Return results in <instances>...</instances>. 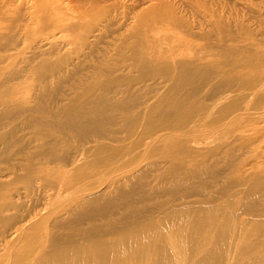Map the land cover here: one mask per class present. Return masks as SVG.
Segmentation results:
<instances>
[{
    "label": "rangeland",
    "instance_id": "374dc122",
    "mask_svg": "<svg viewBox=\"0 0 264 264\" xmlns=\"http://www.w3.org/2000/svg\"><path fill=\"white\" fill-rule=\"evenodd\" d=\"M94 105L117 131L87 143ZM196 214L264 224V0H0V264Z\"/></svg>",
    "mask_w": 264,
    "mask_h": 264
},
{
    "label": "bare ground",
    "instance_id": "6f19581e",
    "mask_svg": "<svg viewBox=\"0 0 264 264\" xmlns=\"http://www.w3.org/2000/svg\"><path fill=\"white\" fill-rule=\"evenodd\" d=\"M113 33H115V32H113ZM139 56L140 55H138V57ZM145 59L147 60V58H145ZM144 61L145 60L141 61L140 59H138L137 62H135V66L137 65V66H140L141 68H144V65L146 63ZM146 66L149 67V65H147V64H146ZM152 69L153 68H151V71H152ZM105 99L106 98H104V103H105ZM93 100H95V99H93ZM113 100L114 99L112 98L111 103H110L107 99V101L110 104H112ZM96 102H98V101L96 100ZM114 104H116V103H114ZM96 106H98L97 103H96ZM96 106L94 105V107L96 109H98ZM94 107H93V109H94ZM109 110H111V109L107 108V109H105V110L103 109V111L99 112L100 109H98L97 111L95 110L96 112L92 113L91 115L87 114V113L85 114V111H84V114L80 115V117H81L80 119H82V120L78 125L79 131L81 132V134H79V135L86 136L89 133H92L95 137H97V138L94 137L95 140H93V139L88 140L87 143H90V142L91 143L92 142L98 143L96 140H98V139L100 140V138H103L106 135H108L110 137L112 134L116 133L117 130H115V129L109 130V129H105L104 127H102L105 123H107V124L112 123V125L115 123L114 117L111 114L107 115V112ZM90 111H91V108L87 112L89 113ZM232 113L233 112H228L226 115H224V118H226V119L229 118L228 119L229 121L234 120L236 117L235 116L236 114L231 116ZM134 116L130 122L132 124H134L136 122V120L139 118L140 115H137L135 117ZM229 116H231V117H229ZM87 117H88V119H86ZM68 118H70V117H68ZM83 119H85V121H83ZM173 120H176V121L169 122V124H167V126L165 125L166 128L162 127L163 129H161L159 132L167 131L168 133H166V134L168 136L175 135L172 132L178 131L176 129H177L178 125L180 124L179 122H182V121L179 118L173 119ZM76 122L77 121L75 120V118L68 119L67 126H69V125L74 126L76 124ZM124 122H125V120H124ZM152 122L153 121H151V118H150L149 124ZM183 124H184V121H183ZM78 126L76 128H78ZM216 128H213V129L215 130ZM170 132H171V134H170ZM207 132H209V131H207ZM162 137H164L163 133H160V134L155 133L153 136V138L155 140L161 139ZM49 155H50V152H49ZM86 200L90 201L88 199H86ZM206 212H207V210H206ZM206 212H205V214H206ZM262 213H263L262 209H261V211L258 210V212L252 213L251 214V216H252L251 220L253 219V221H256L255 220L256 218L254 219V217H257V219H258V216H261ZM200 214H201V216L204 215V214L202 215V212ZM209 214H211V213L209 212ZM206 215H208V214H206ZM212 215H214V214H212ZM189 216L187 218H189ZM196 216H197V214H196ZM214 216H216V214ZM200 217H198L199 223L202 222L200 227H198L199 226L198 223L195 224L197 219L194 216L193 218H195L196 220L193 219L192 217H191L192 219H190L192 228L190 229L188 226V228L190 230L188 229V231H186V226H185L186 223L185 222H187L188 220L186 221L187 218L185 217L186 219H185L184 224L179 225L172 233H169L168 235H161V237L160 236L157 237L156 238L157 240L155 241V242L158 241L157 243H155V246L157 248L153 247L154 245L152 244L151 238H149V237L145 238L144 237L146 235L150 236L149 235L150 233H147V232H148V227H150L151 225L153 226L152 222H150V223L148 222V223L143 224V225L131 224L132 222H130V223H127V225L125 226L126 230L122 234V236L125 237V241H119L122 243L121 248L115 247L113 249H109L110 251L97 252L94 249H88V246L83 244V246H80L79 248L77 247L76 250L74 249V250H71L69 252H65V253H63V255H59V253L56 251L54 256H53V253L55 250V248H54V250H51L50 252H46L43 255L39 256L38 258H35L31 264H118V263L119 264H133L134 262L135 263L141 262L140 264H142L143 261L149 259L150 257L154 258V261L152 258L153 262L151 264H264V230H263L264 224L263 223L259 224L262 220L260 221V219H258V221H260V222L259 223L256 222V224H255V225L259 224L260 226L257 225L258 227L257 226L252 227L250 232H246L243 229V225H244L243 221L237 222L235 219V222H234L231 220L233 223L231 222V225L228 226V229H227V227H225L227 229L226 230V229H223L222 227H220V223L216 224L213 221L212 223L209 224L208 219L210 218V216H206L207 218H205L206 219L205 221H200ZM182 218H184V217H182ZM203 218L201 217V219H203ZM188 224L189 223H187L186 225H188ZM261 225H263V226H261ZM129 235H131V236H129ZM152 236L153 235L151 234V237ZM119 237H121V236H119ZM125 248H129V249H125ZM151 248H152L153 252H155V253H153V255L150 252ZM159 249H161V250H159ZM110 252H111V254H110ZM155 255H159L160 257L155 256ZM30 259H32V258L30 257ZM149 260L151 261V258ZM147 262H149V261H147ZM147 262L145 264H147ZM17 264H25V263L19 262Z\"/></svg>",
    "mask_w": 264,
    "mask_h": 264
}]
</instances>
